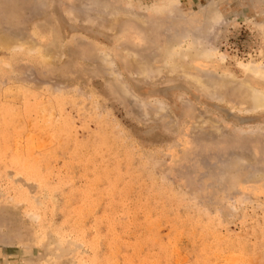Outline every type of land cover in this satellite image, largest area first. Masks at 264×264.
<instances>
[{
    "label": "rangeland",
    "instance_id": "obj_1",
    "mask_svg": "<svg viewBox=\"0 0 264 264\" xmlns=\"http://www.w3.org/2000/svg\"><path fill=\"white\" fill-rule=\"evenodd\" d=\"M0 264H264V0H0Z\"/></svg>",
    "mask_w": 264,
    "mask_h": 264
},
{
    "label": "bare ground",
    "instance_id": "obj_2",
    "mask_svg": "<svg viewBox=\"0 0 264 264\" xmlns=\"http://www.w3.org/2000/svg\"><path fill=\"white\" fill-rule=\"evenodd\" d=\"M15 155V154H14Z\"/></svg>",
    "mask_w": 264,
    "mask_h": 264
}]
</instances>
